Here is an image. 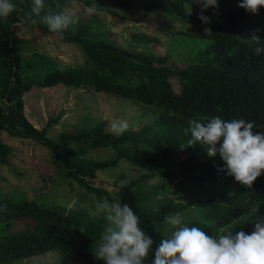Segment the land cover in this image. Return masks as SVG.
I'll return each instance as SVG.
<instances>
[{
	"label": "trees",
	"instance_id": "obj_1",
	"mask_svg": "<svg viewBox=\"0 0 264 264\" xmlns=\"http://www.w3.org/2000/svg\"><path fill=\"white\" fill-rule=\"evenodd\" d=\"M83 1L91 8L121 16L144 9L161 12L173 22L180 18L183 26L175 31L178 35L173 42L188 44L185 57L189 64L172 66L168 63L172 54L148 50L146 36L139 37L144 46L138 49L121 47L94 31L92 24H73L63 36L56 33L65 43L81 47L86 57L83 65L61 68L44 54L25 56L20 22L31 23L41 33L54 32L39 17L29 15L31 0H14L16 10L0 19V264H18L50 252L75 256L82 264H104L93 251L106 225L83 201L69 207L57 192L55 198H29L17 188L4 191L2 169L12 166L14 152L5 133L37 142L47 151L50 174L63 179L60 188L65 196L72 185L98 201L119 195L135 210L155 244L169 227L165 218L177 212L183 217L193 204L202 208L195 225L210 235L223 234L226 229L250 233L255 218L264 215V174L251 189L240 185L220 170L223 162L219 156L208 157L200 144H186L191 138L186 130L189 117L213 115L255 121L257 131L264 130V55L253 52L255 41L250 38L255 34L264 39V7L254 15L241 7L226 10L219 4L218 9L204 11L211 17L204 24L199 19L202 9L194 0H113L116 9L101 1ZM66 5V0H45L41 15L65 13ZM186 23L209 29L189 31ZM40 67L43 73L36 72ZM173 79L179 81L180 92L175 91ZM61 84L132 99L145 105L140 117L154 119L119 136L109 129L111 121L101 120L82 131H61L53 138L49 129L59 123L63 112L50 116L39 128L26 113L25 96L37 86ZM98 148H107L111 156L87 155ZM121 159L137 165L138 177L132 174L127 180L120 176L114 190L97 185L94 178L99 172L118 166ZM155 178L158 182L151 184ZM174 179V193L179 197L169 195Z\"/></svg>",
	"mask_w": 264,
	"mask_h": 264
},
{
	"label": "rangeland",
	"instance_id": "obj_2",
	"mask_svg": "<svg viewBox=\"0 0 264 264\" xmlns=\"http://www.w3.org/2000/svg\"><path fill=\"white\" fill-rule=\"evenodd\" d=\"M93 1H101L110 9H116L113 0ZM66 2L67 5L64 11L66 14L78 18L76 25L92 24L94 25V31L109 37L121 47L131 50L144 46L139 37L146 36L148 41L145 46L148 50L162 55L172 54L168 61L172 66L184 67L189 64L185 57L188 53V44L186 42L180 44V41L173 42L178 35L175 31L180 29L179 26H183V21L180 18H177V22H173L161 12H146L144 9H138L126 16H121L106 10L91 8L83 0H66ZM218 3L224 5V8H227L226 10L239 8V0H218ZM262 18L263 16H261ZM168 24L173 25L171 29H164ZM185 27L189 31L196 29L202 33L205 32L204 29L207 31L209 29L207 26L201 27L200 25L187 23ZM18 32L23 39L21 49L25 56L33 57L38 52L55 61L61 68L85 64L86 57L81 47L76 44L65 43L59 39L56 33H41L38 29L34 30L31 23L24 24V21L19 23ZM181 45H183L182 52H179L178 49H181ZM170 48L173 49V52L169 51ZM42 70V67H40L36 69V72L43 73ZM172 84L175 91H181V85L177 79H173ZM25 99L26 113L39 128L46 125L50 116H57L63 112L59 123L49 129V135L53 138H56L61 131H82L101 120L111 121V124L127 120L131 128L138 129L143 122L154 119L149 115L140 117L139 115L145 112L142 109L145 105L132 99L65 84L49 88L37 86L26 94ZM109 129L111 130V127ZM4 139L14 148L11 156L12 166L2 169L4 175L2 189L4 191L9 192L17 188L29 198H46L47 196L55 198L57 192L58 198L65 197L63 200L69 207L77 206L80 200L89 206L90 210L94 209L98 199L92 196L86 197L78 185H72L73 189L68 191L66 196L64 195L65 192L60 188L63 179H60L61 177L57 174H50L52 168L49 165L48 153L40 144L31 140L13 137L6 133ZM187 154L190 153L187 152ZM87 155L104 159L110 157L111 152L107 148H98L90 150ZM139 172L137 165H133L127 159H121L118 166L103 169L94 180L97 185L114 190L118 188L115 182L120 176L127 179L134 174L138 177ZM176 181L177 179H174L170 182L171 189L169 191L171 192L169 195L179 197V194L174 193L177 188ZM157 182L158 178L151 180V184ZM72 186L69 185V187ZM189 200L193 201L192 198H189ZM201 215L202 208L198 207L197 204H193V207L188 208L182 218L190 224H195ZM61 258L63 259L61 260ZM56 263L82 264L75 256H66L65 253L57 252L37 255L18 262V264Z\"/></svg>",
	"mask_w": 264,
	"mask_h": 264
},
{
	"label": "clouds",
	"instance_id": "obj_3",
	"mask_svg": "<svg viewBox=\"0 0 264 264\" xmlns=\"http://www.w3.org/2000/svg\"><path fill=\"white\" fill-rule=\"evenodd\" d=\"M194 3L202 9L199 15L202 23H210L211 17L204 15V11L218 9V0H194ZM44 7L45 0H31L29 15L39 17V22L51 32L63 36L64 30L78 22L77 17L64 12L41 15ZM239 7L250 14H259L264 0H239ZM16 8L14 0H0V19L9 17ZM250 38L255 41L253 52L264 55V39L255 34ZM188 125L186 131H190L191 138L187 145L200 144L208 157L219 156L223 162L220 170L226 176L253 188L254 181L264 174V130L257 131L255 121L213 115L189 117ZM110 127L119 136L130 125L121 120ZM91 214L106 221L93 251L104 264H264V215L255 218L250 233L226 229L223 234L213 236L186 222L177 212L165 218L169 227L155 244L135 210L117 194L96 202Z\"/></svg>",
	"mask_w": 264,
	"mask_h": 264
}]
</instances>
